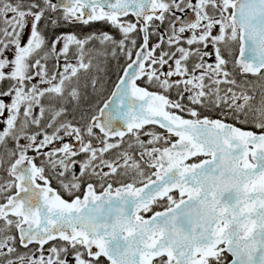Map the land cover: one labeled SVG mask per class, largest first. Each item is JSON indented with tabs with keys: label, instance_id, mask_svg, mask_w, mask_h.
I'll return each instance as SVG.
<instances>
[{
	"label": "snow or ice",
	"instance_id": "6c2138e0",
	"mask_svg": "<svg viewBox=\"0 0 264 264\" xmlns=\"http://www.w3.org/2000/svg\"><path fill=\"white\" fill-rule=\"evenodd\" d=\"M0 264H264V0H0Z\"/></svg>",
	"mask_w": 264,
	"mask_h": 264
}]
</instances>
